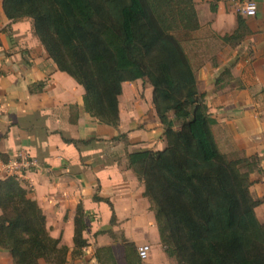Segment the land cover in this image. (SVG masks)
I'll return each mask as SVG.
<instances>
[{
    "label": "trees",
    "instance_id": "trees-1",
    "mask_svg": "<svg viewBox=\"0 0 264 264\" xmlns=\"http://www.w3.org/2000/svg\"><path fill=\"white\" fill-rule=\"evenodd\" d=\"M2 11L13 22L32 20L35 37L56 69L83 87L84 109L100 124L119 127L125 82L141 79L152 86L166 145L139 147L127 161L144 184L169 257L178 264H264V222L255 211L264 199L250 191L261 158L232 159L217 144V120L182 44L199 27L193 0H2ZM243 16L238 14L233 37L244 36ZM44 86L40 81L29 91ZM95 140L68 141L85 146ZM113 140L127 141L125 134ZM31 193L19 177L0 178V249L13 264H66L70 249L50 235ZM94 200L108 203L96 193ZM86 228L79 203L73 255L88 245ZM125 250L129 264H141L133 243L126 242ZM95 256L98 264H116L111 246L97 248Z\"/></svg>",
    "mask_w": 264,
    "mask_h": 264
},
{
    "label": "crops",
    "instance_id": "crops-1",
    "mask_svg": "<svg viewBox=\"0 0 264 264\" xmlns=\"http://www.w3.org/2000/svg\"><path fill=\"white\" fill-rule=\"evenodd\" d=\"M193 1L199 27L182 44L198 88L206 94L209 112L217 120L212 128L215 139L220 150L224 146L247 156L259 155L262 171L253 175L261 184L264 0H255L256 16H243L244 36L238 38L233 37L239 28L236 0ZM40 81L45 82L42 90L30 92L29 86ZM83 96V87L56 69L34 35L32 20L10 21L0 0V163L19 151L37 159L38 166L20 179L31 186V196L43 209L50 235L70 249L66 264H98L95 252L102 246L112 247L116 264H129L126 242L133 243L137 251L144 245L150 247L146 259L137 253L136 262L177 264L163 249L154 210L143 194L144 184L127 161V153L139 147L161 149L166 145L152 86L141 79L123 84L117 129L92 118L84 109ZM118 134H125L127 141L113 140ZM91 138L97 140L85 146L68 141ZM95 193L108 203L94 200ZM79 203L86 213L83 235L88 245L82 255H73ZM8 254L0 249V257Z\"/></svg>",
    "mask_w": 264,
    "mask_h": 264
},
{
    "label": "built area",
    "instance_id": "built-area-1",
    "mask_svg": "<svg viewBox=\"0 0 264 264\" xmlns=\"http://www.w3.org/2000/svg\"><path fill=\"white\" fill-rule=\"evenodd\" d=\"M235 5L240 15L253 17L258 13L255 0H236ZM38 166L37 159L30 157L25 151H19L6 162L0 163V176H16L22 178L26 171ZM150 247H139L138 254L141 259H146Z\"/></svg>",
    "mask_w": 264,
    "mask_h": 264
},
{
    "label": "rangeland",
    "instance_id": "rangeland-1",
    "mask_svg": "<svg viewBox=\"0 0 264 264\" xmlns=\"http://www.w3.org/2000/svg\"><path fill=\"white\" fill-rule=\"evenodd\" d=\"M237 13L239 14L238 11H237ZM146 93L147 92L145 90V87H143L142 95H145ZM221 151L223 153L227 154V156H229L232 159L241 158V157H244L246 155L245 153H243L241 151L233 150L231 148H227L224 146L221 147ZM252 180L254 182H253V185H251V187H250V191H251L253 197L256 199H264V182H262L261 184L258 183V180H254L253 174H252ZM26 187L28 190H30L32 192L31 186L26 185ZM256 215L260 219V221L264 222V205H262V203H261V205H258V207H256ZM8 255L9 256H1L0 257V264H13V260L10 259V257H11L10 254H8ZM41 264H44V261H41Z\"/></svg>",
    "mask_w": 264,
    "mask_h": 264
}]
</instances>
